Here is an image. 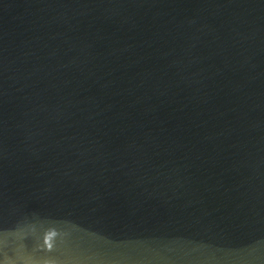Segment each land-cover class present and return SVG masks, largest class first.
<instances>
[{
  "label": "water",
  "instance_id": "95a60500",
  "mask_svg": "<svg viewBox=\"0 0 264 264\" xmlns=\"http://www.w3.org/2000/svg\"><path fill=\"white\" fill-rule=\"evenodd\" d=\"M0 264H264V0H0Z\"/></svg>",
  "mask_w": 264,
  "mask_h": 264
}]
</instances>
